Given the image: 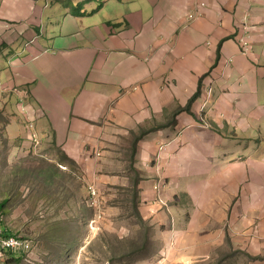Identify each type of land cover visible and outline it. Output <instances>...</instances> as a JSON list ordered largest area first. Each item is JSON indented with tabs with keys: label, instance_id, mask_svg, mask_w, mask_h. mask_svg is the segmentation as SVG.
Listing matches in <instances>:
<instances>
[{
	"label": "crops",
	"instance_id": "crops-1",
	"mask_svg": "<svg viewBox=\"0 0 264 264\" xmlns=\"http://www.w3.org/2000/svg\"><path fill=\"white\" fill-rule=\"evenodd\" d=\"M45 2L0 0V46L18 47L0 77L27 120L99 190L110 169L126 187L133 156L165 264H264V0H103L51 35Z\"/></svg>",
	"mask_w": 264,
	"mask_h": 264
},
{
	"label": "rangeland",
	"instance_id": "rangeland-1",
	"mask_svg": "<svg viewBox=\"0 0 264 264\" xmlns=\"http://www.w3.org/2000/svg\"><path fill=\"white\" fill-rule=\"evenodd\" d=\"M101 1L42 3L39 25L51 35L69 7L82 3L90 13L98 12ZM111 6L102 14L111 13ZM17 50L0 46V67ZM4 82L0 77L1 227L34 242L30 254L9 257L4 264H165L160 248L148 244L149 222L138 215L133 156L116 167L123 180L115 183L126 187L112 185L114 171L107 170V182L97 189L98 204H91L89 187L95 184H88L78 166L61 160L50 126L27 120L22 110L27 96L19 107V96L4 92Z\"/></svg>",
	"mask_w": 264,
	"mask_h": 264
},
{
	"label": "built area",
	"instance_id": "built-area-1",
	"mask_svg": "<svg viewBox=\"0 0 264 264\" xmlns=\"http://www.w3.org/2000/svg\"><path fill=\"white\" fill-rule=\"evenodd\" d=\"M201 6L205 7L206 4L203 3ZM242 29L244 33L240 35L239 43L242 47V53L248 55L251 52L250 41L247 35L250 26L245 22ZM89 191L91 204L97 205L99 195L96 186L90 185ZM33 249L34 242L32 239L21 235L6 233V231L0 226V264H4L10 256L30 254Z\"/></svg>",
	"mask_w": 264,
	"mask_h": 264
},
{
	"label": "trees",
	"instance_id": "trees-1",
	"mask_svg": "<svg viewBox=\"0 0 264 264\" xmlns=\"http://www.w3.org/2000/svg\"><path fill=\"white\" fill-rule=\"evenodd\" d=\"M71 12L74 14V15H76V16H85V15H87V11L85 10V6L82 4V3H80V4H78V6L77 7H73L72 8V10H71ZM193 102V100L190 102V104ZM147 132H143L142 133V135H144V134H146ZM141 135V136H142ZM53 138H54V140H53V144H54V147H56V149L57 148H59L58 147V145H57V141H56V135H55V133L53 134ZM140 139V137H137L136 139H135V141H134V148H135V152H136V147H137V142H138V140ZM60 149V148H59ZM60 151V158H61V160H65V161H70V162H72V165H74V166H77L76 164H75V162H73V161H71V159L67 156V154L65 153V152H63L61 149L59 150ZM136 171V170H135ZM138 185H139V178L137 177V178H135V187H136V191H135V202H136V204L138 205V199H139V191H138ZM6 204L8 203V201H6L5 202ZM137 210H138V208H137ZM138 215L139 216H141L140 215V213H139V211H138ZM2 224H1V221H0V226H1ZM5 231H6V233H9V234H14V233H10L7 229H4ZM11 258L13 257V258H15V256H10Z\"/></svg>",
	"mask_w": 264,
	"mask_h": 264
}]
</instances>
